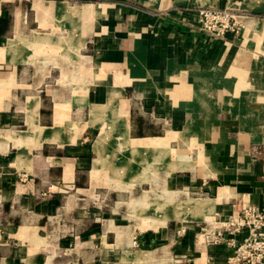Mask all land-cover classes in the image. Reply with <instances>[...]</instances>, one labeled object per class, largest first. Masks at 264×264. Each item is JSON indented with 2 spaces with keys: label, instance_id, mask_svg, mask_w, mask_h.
<instances>
[{
  "label": "crops",
  "instance_id": "1",
  "mask_svg": "<svg viewBox=\"0 0 264 264\" xmlns=\"http://www.w3.org/2000/svg\"><path fill=\"white\" fill-rule=\"evenodd\" d=\"M242 205L264 210V0H0V264H224L198 228Z\"/></svg>",
  "mask_w": 264,
  "mask_h": 264
},
{
  "label": "built area",
  "instance_id": "2",
  "mask_svg": "<svg viewBox=\"0 0 264 264\" xmlns=\"http://www.w3.org/2000/svg\"><path fill=\"white\" fill-rule=\"evenodd\" d=\"M197 18L201 30L222 38L226 33L236 34L243 29L240 17L229 9L198 7ZM245 232L241 241L234 239ZM202 242L209 246L224 244L232 250L224 264H264V210L242 205L236 213L219 223L217 229L199 227Z\"/></svg>",
  "mask_w": 264,
  "mask_h": 264
},
{
  "label": "rangeland",
  "instance_id": "3",
  "mask_svg": "<svg viewBox=\"0 0 264 264\" xmlns=\"http://www.w3.org/2000/svg\"><path fill=\"white\" fill-rule=\"evenodd\" d=\"M124 128V127H123ZM125 129V128H124ZM124 129H121L122 131H121V133H120V135H117V136H119V137H121V138H123V137H125V130ZM103 135V134H102ZM101 135V136H102ZM100 138V137H99ZM164 153H162V151H159L158 152V156L156 157V163H161V161H162V159L164 160V158H165V156L163 155ZM166 154V153H165ZM140 158V157H139ZM174 165V164H173ZM175 165H177V164H175ZM173 166H171V168H172ZM176 168H178V166H176L175 168H173V169H176ZM202 204V203H201ZM201 204H198V203H196V204H194L193 202L192 203H190V206H192L193 208H196V207H198L199 205H201Z\"/></svg>",
  "mask_w": 264,
  "mask_h": 264
},
{
  "label": "bare ground",
  "instance_id": "4",
  "mask_svg": "<svg viewBox=\"0 0 264 264\" xmlns=\"http://www.w3.org/2000/svg\"><path fill=\"white\" fill-rule=\"evenodd\" d=\"M187 201V200H186ZM190 203H192V202H190ZM188 204H189V202H188ZM200 206V205H199Z\"/></svg>",
  "mask_w": 264,
  "mask_h": 264
}]
</instances>
